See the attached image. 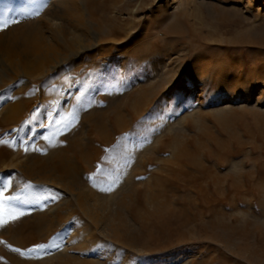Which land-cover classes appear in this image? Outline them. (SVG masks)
Wrapping results in <instances>:
<instances>
[{"label":"rangeland","instance_id":"374dc122","mask_svg":"<svg viewBox=\"0 0 264 264\" xmlns=\"http://www.w3.org/2000/svg\"><path fill=\"white\" fill-rule=\"evenodd\" d=\"M0 192V264H264V0H0Z\"/></svg>","mask_w":264,"mask_h":264},{"label":"snow or ice","instance_id":"6c2138e0","mask_svg":"<svg viewBox=\"0 0 264 264\" xmlns=\"http://www.w3.org/2000/svg\"><path fill=\"white\" fill-rule=\"evenodd\" d=\"M8 23H9L8 20H4V21H3V24H4L5 27H7ZM2 195H3V193L0 192V196H2ZM11 199H12L13 201L18 202V203H24V202H27V201L30 200V199H31V200L38 199V197H36V196H35L34 194H32V193H29L28 196L24 197L23 199H22L20 196H15V197H12ZM5 223H7V221H5L2 217H0V225H3V224H5ZM38 247L43 248V247H45V246H44V245H40V246H38ZM16 251H19V249H16Z\"/></svg>","mask_w":264,"mask_h":264},{"label":"bare ground","instance_id":"6f19581e","mask_svg":"<svg viewBox=\"0 0 264 264\" xmlns=\"http://www.w3.org/2000/svg\"><path fill=\"white\" fill-rule=\"evenodd\" d=\"M95 38L97 37V35L96 34H94L93 35ZM92 39H93V37H92ZM90 47H92V45L91 44H85V46H84V49H88V48H90ZM190 96H191V94H187V100H190V99H192V98H190ZM187 100H186V102H187ZM193 100V99H192ZM172 126V125H171ZM174 126V125H173ZM176 126V125H175ZM171 129L173 128V127H170ZM175 129V128H174Z\"/></svg>","mask_w":264,"mask_h":264}]
</instances>
